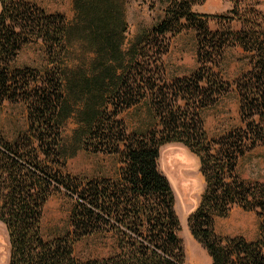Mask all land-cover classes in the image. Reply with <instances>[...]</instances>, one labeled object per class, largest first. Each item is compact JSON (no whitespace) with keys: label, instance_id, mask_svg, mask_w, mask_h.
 Here are the masks:
<instances>
[{"label":"trees","instance_id":"16d2710c","mask_svg":"<svg viewBox=\"0 0 264 264\" xmlns=\"http://www.w3.org/2000/svg\"><path fill=\"white\" fill-rule=\"evenodd\" d=\"M203 1L170 0L164 19L126 50L123 0H75L72 26L64 15L26 0H0V109L6 102L23 103L29 122L27 132L12 142L0 130V222L9 237V264H185L175 196L158 166L160 150L169 144H181L199 159L206 188L188 224L212 264H264V183L245 182L237 173L243 157L264 147V19L250 18L236 6L230 15L242 28L234 30L233 17L193 12ZM215 18L224 24L213 31L209 23ZM185 27L196 32L198 69L169 80L162 64L167 36ZM38 41L49 68H15L23 49ZM69 44L80 46L92 61L63 67ZM234 45L251 55L250 70L236 81L243 126L210 139L202 114L230 92L216 68ZM144 103L157 125L130 133L120 117ZM71 119L78 125L75 153L118 158L115 179L80 180L55 170L52 159L66 151L62 135ZM61 188L75 202L73 230L46 241L43 210ZM236 207L257 215L255 241L216 233V220ZM108 233L118 237V255L74 258L77 242Z\"/></svg>","mask_w":264,"mask_h":264},{"label":"rangeland","instance_id":"374dc122","mask_svg":"<svg viewBox=\"0 0 264 264\" xmlns=\"http://www.w3.org/2000/svg\"><path fill=\"white\" fill-rule=\"evenodd\" d=\"M51 14H62L72 26L77 18L75 0H26ZM126 10L128 30L125 35L124 48L127 50L136 37L145 30L156 27L165 17L170 0H123ZM238 6L239 11L253 18L254 14L264 19V0H204L192 7L197 14L216 17H233L230 12ZM1 10V6H0ZM224 24L215 18L209 27L215 31ZM231 26L240 30L242 24L233 17ZM169 50L162 59L167 79L190 76L198 69L196 32L185 27L179 34H169ZM68 54L63 67L74 68L85 66L93 56L87 55L78 45H68ZM251 55L240 46L227 48L216 71L229 83L230 92L219 104L202 114L206 132L210 139H217L225 133L243 126L239 116L240 97L236 81L251 68ZM13 66L15 68H33L44 71L49 68L46 50L41 41L23 49ZM63 69V68H61ZM130 133L147 132L156 127L151 109L144 103L138 108L129 110L120 117ZM28 110L23 103L6 102L0 109V130L8 141H15L28 130ZM78 125L69 120L63 129L65 152L53 158L55 170L71 178L89 180L92 178H116L121 168L118 158L106 154L91 155L76 151L73 136ZM58 162V163H56ZM61 165V166H60ZM63 166V167H62ZM160 172L167 178L175 196L174 210L180 222L178 237L182 241L185 264H212L203 246L193 237L188 220L199 207L205 192V181L200 171L197 156L181 144L165 145L160 150L158 161ZM239 177L249 183H264V147H256L243 157L237 166ZM74 200L61 188L55 191L46 203L41 233L46 241L65 237L72 232V209ZM216 233L221 237H243L255 241L259 236V220L255 213L235 208L227 218L217 219ZM120 253L118 237L113 233L95 234L85 237L73 247V256L79 262L101 260ZM10 262V243L6 227L0 222V264Z\"/></svg>","mask_w":264,"mask_h":264}]
</instances>
